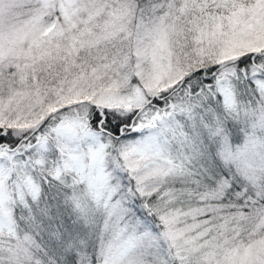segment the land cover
Here are the masks:
<instances>
[{
	"label": "snow or ice",
	"instance_id": "6c2138e0",
	"mask_svg": "<svg viewBox=\"0 0 264 264\" xmlns=\"http://www.w3.org/2000/svg\"><path fill=\"white\" fill-rule=\"evenodd\" d=\"M0 264H264V0H0Z\"/></svg>",
	"mask_w": 264,
	"mask_h": 264
}]
</instances>
